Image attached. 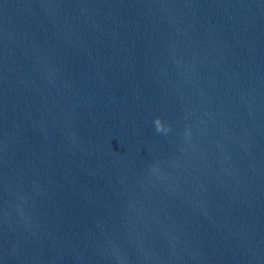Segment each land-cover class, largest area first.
Returning a JSON list of instances; mask_svg holds the SVG:
<instances>
[{
  "label": "water",
  "instance_id": "obj_1",
  "mask_svg": "<svg viewBox=\"0 0 264 264\" xmlns=\"http://www.w3.org/2000/svg\"><path fill=\"white\" fill-rule=\"evenodd\" d=\"M0 264H264V0H0Z\"/></svg>",
  "mask_w": 264,
  "mask_h": 264
},
{
  "label": "clouds",
  "instance_id": "obj_2",
  "mask_svg": "<svg viewBox=\"0 0 264 264\" xmlns=\"http://www.w3.org/2000/svg\"><path fill=\"white\" fill-rule=\"evenodd\" d=\"M155 124H156V130H157V131H163V130H165V129H164V126L162 125V123H161V121H160L159 118H157V119L155 120Z\"/></svg>",
  "mask_w": 264,
  "mask_h": 264
}]
</instances>
